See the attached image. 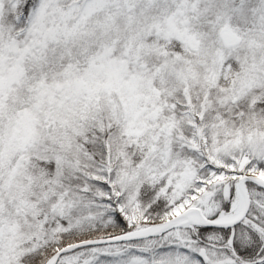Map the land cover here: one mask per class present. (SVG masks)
<instances>
[{"label":"snow or ice","instance_id":"1","mask_svg":"<svg viewBox=\"0 0 264 264\" xmlns=\"http://www.w3.org/2000/svg\"><path fill=\"white\" fill-rule=\"evenodd\" d=\"M0 264H264V0H0Z\"/></svg>","mask_w":264,"mask_h":264}]
</instances>
